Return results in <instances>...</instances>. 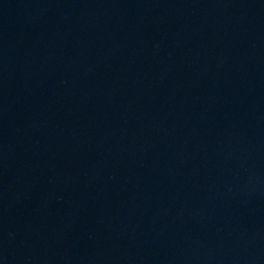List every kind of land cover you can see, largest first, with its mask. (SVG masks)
Listing matches in <instances>:
<instances>
[{
    "label": "water",
    "instance_id": "water-1",
    "mask_svg": "<svg viewBox=\"0 0 264 264\" xmlns=\"http://www.w3.org/2000/svg\"><path fill=\"white\" fill-rule=\"evenodd\" d=\"M0 264H264V0H0Z\"/></svg>",
    "mask_w": 264,
    "mask_h": 264
}]
</instances>
